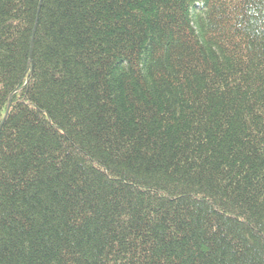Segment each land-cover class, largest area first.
I'll use <instances>...</instances> for the list:
<instances>
[{
	"label": "trees",
	"instance_id": "obj_1",
	"mask_svg": "<svg viewBox=\"0 0 264 264\" xmlns=\"http://www.w3.org/2000/svg\"><path fill=\"white\" fill-rule=\"evenodd\" d=\"M0 264H264V0H0Z\"/></svg>",
	"mask_w": 264,
	"mask_h": 264
}]
</instances>
